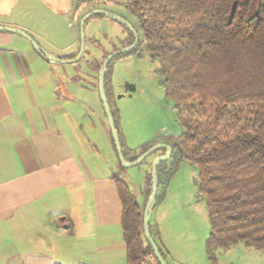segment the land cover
<instances>
[{"label":"crops","instance_id":"crops-1","mask_svg":"<svg viewBox=\"0 0 264 264\" xmlns=\"http://www.w3.org/2000/svg\"><path fill=\"white\" fill-rule=\"evenodd\" d=\"M78 1L0 0V27L25 33L57 59L49 62L22 36L0 31V264H125L121 204L111 180L120 166L97 73L117 49L89 56L85 37L83 55L68 61L78 55L77 23L87 13L126 19L99 1ZM103 19L91 16L85 24ZM89 44L100 48L94 34ZM164 201L151 211L150 236L171 257L182 241Z\"/></svg>","mask_w":264,"mask_h":264},{"label":"trees","instance_id":"trees-1","mask_svg":"<svg viewBox=\"0 0 264 264\" xmlns=\"http://www.w3.org/2000/svg\"><path fill=\"white\" fill-rule=\"evenodd\" d=\"M124 7L141 35L129 54L142 49L160 62L161 85L181 129L171 158L157 167L158 191L177 162H188L197 173V195L206 204L208 263L218 264L216 251L237 244L264 253V0H126ZM127 34L125 47L134 41ZM119 57L107 68L109 105L110 67ZM153 145L130 157L122 152L123 157L132 162ZM150 170L151 164L147 200ZM111 180L121 204L125 264H141L154 258L142 232L144 207L116 174Z\"/></svg>","mask_w":264,"mask_h":264},{"label":"rangeland","instance_id":"rangeland-1","mask_svg":"<svg viewBox=\"0 0 264 264\" xmlns=\"http://www.w3.org/2000/svg\"><path fill=\"white\" fill-rule=\"evenodd\" d=\"M112 1L99 0L102 8L116 12L136 28L135 20L125 10L126 0ZM90 24L87 22L84 25L87 50L91 47L89 56L96 52L122 49L120 47L127 34L124 26L108 19H103L102 23L91 28ZM135 31L137 38L141 39L137 29ZM93 34L100 42L98 49L89 44ZM138 53L121 55L114 60L108 78L113 94L111 109L118 123L120 135L127 143L128 149H124L127 157L132 156L130 154L137 152L145 144L173 147L175 139L181 132L175 121L173 104L165 96L161 85L162 79L158 75L161 69L160 62L150 60L142 49ZM87 56L84 58L87 59ZM131 86L134 87L133 91L129 90ZM164 154L165 151L158 148L138 165L120 169V173L117 174L119 179L129 186L141 208L147 203L145 190L148 188L146 182L148 183L149 179V165L156 157ZM196 182L197 173L194 167L186 161H181L176 163L169 180L166 183L162 182L159 187L158 195L161 197L158 203L165 198L163 207L168 214L174 215V219L180 225L178 232L182 241L177 250L174 248L173 256L168 257L164 254L166 264H209L204 248L209 232L207 210L204 200L197 195ZM216 256L218 264H264V253L247 249L241 244L225 250L218 249ZM152 262L155 263V260L150 257L144 259L141 264Z\"/></svg>","mask_w":264,"mask_h":264},{"label":"water","instance_id":"water-1","mask_svg":"<svg viewBox=\"0 0 264 264\" xmlns=\"http://www.w3.org/2000/svg\"><path fill=\"white\" fill-rule=\"evenodd\" d=\"M95 15H100V16H104L108 19L114 20L115 22L121 24L122 26H124L133 36H134V41L133 43L128 46V47H124L122 49L116 50L114 52H112L111 54H109L101 63V67H100V71L98 74V95L101 101V105L106 117V121H107V126L108 129L110 131L111 134V138L114 144V148H115V152L119 161V164L123 167V168H131L134 167L136 165H138L139 163H141L149 154H151L153 151H155L158 148H161L165 151V154L162 156H158L156 157L151 164V170H150V175H151V188H150V195L149 198L147 200V203L144 207L143 210V219H142V232H143V237L146 240L147 244L150 246L154 258L156 259L158 264H166L163 257L161 256L159 249L157 247V245L155 244V242L153 241V239L150 236L149 233V219H150V215H151V211L153 210L154 206H155V200H156V195H157V191H158V175H157V167L160 163L162 162H166L171 158L172 155V148L171 147H167V146H161V145H157V146H152L150 147L148 150H146L144 153H142L141 155H139L134 161L132 162H127L125 161L123 154H122V149H121V144L119 141V137H118V133H117V129L115 127V123L113 120V115L111 113V109H110V105L107 101V97L105 94V78H106V74H107V68L110 64V62L117 56H121V55H125V54H129L131 51L134 50V48L136 47L137 43H138V38H137V34L136 31L133 29V27L126 22L125 20L115 16L114 14H111L109 12L103 11V10H93L89 13H87L85 16L82 17V19L80 20L79 23V40H80V46H79V52L78 55L75 59L68 61V62H74L79 60V58L83 55L84 52V44H85V37H84V24L85 21L90 18L91 16H95ZM0 31H6V32H13L15 34H18L20 36H22L23 38H25L30 45L32 46V48L36 51V53L41 56L42 58L48 60L49 62H57V59L50 56L49 54H47L46 52H44L42 49H40L34 42L33 40L26 35L25 33L18 31V30H14V29H10V28H5V27H0ZM165 79L162 80V82H164ZM130 91L134 90V87L131 86L129 88Z\"/></svg>","mask_w":264,"mask_h":264}]
</instances>
